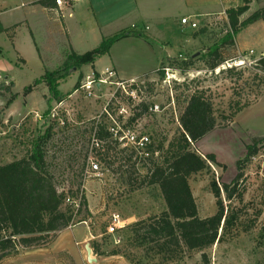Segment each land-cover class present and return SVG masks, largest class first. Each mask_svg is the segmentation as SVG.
<instances>
[{"label": "rangeland", "instance_id": "374dc122", "mask_svg": "<svg viewBox=\"0 0 264 264\" xmlns=\"http://www.w3.org/2000/svg\"><path fill=\"white\" fill-rule=\"evenodd\" d=\"M243 1H215V8L203 13L200 6L205 0H81L76 18L83 19L84 25L82 34L78 30L74 34L80 55L100 45L94 30L96 21L101 26L99 36L104 39L122 33L127 36L116 42L100 62L99 58L76 67L67 61L71 49L60 40L39 39L40 33L37 41L31 37L21 23L24 0H11L19 8L5 13L2 20L6 26H15L0 37V166L27 157L34 144L41 142L56 187L74 200H85V205L77 215L70 206L63 205V211L73 213V225L52 234L44 247L21 249L18 257L3 259L0 264H12V259L15 264H25L38 257L39 250H52L57 239L59 243L68 240L74 249L73 256L61 254L57 264H204L203 253L210 264H264V142L257 144L255 156L245 160L247 148L264 138V76L243 64L227 69L221 66L215 71L207 65L210 51L227 36H233L226 9L242 6ZM5 5L0 2V11ZM255 13H264V0H253L241 23ZM262 16L243 24L235 45L222 49L227 62L240 57L243 61L250 59V46L246 48L244 37H248L246 42L256 43V56L264 50ZM183 18H189L197 27L182 25ZM251 29L256 32L255 40ZM16 32L22 54L13 45ZM183 62L191 65L185 74ZM107 68L127 80L137 77L144 83L143 95L131 107L128 118L120 121L135 133L149 136L155 150L160 144L167 148L179 137V118L187 101L195 91H205L213 104L217 126L193 144L192 150L203 158L214 155L217 164L209 163L208 171L193 175L190 185L200 218L218 212L212 182L221 188L225 213L234 222L220 243L204 252L177 250L171 258L160 254L153 243L140 246L134 240L132 227L161 215L166 204L159 187L149 185L145 178L151 165L147 156L131 146L114 143L112 138L96 140L95 127L112 123L106 110L118 119V110L132 106L126 99L110 100L113 91L107 87L94 89L92 96L76 93L77 84L80 87L87 83L89 77L98 80ZM165 69L176 80L168 83ZM230 69H234L232 73ZM51 73L56 74V92L43 78ZM244 105L247 107L232 118L234 111ZM90 157L99 159L101 176L90 171ZM225 184L236 188L231 201L222 189ZM113 215L127 222L125 228L109 235ZM88 244L96 262L88 261Z\"/></svg>", "mask_w": 264, "mask_h": 264}, {"label": "trees", "instance_id": "16d2710c", "mask_svg": "<svg viewBox=\"0 0 264 264\" xmlns=\"http://www.w3.org/2000/svg\"><path fill=\"white\" fill-rule=\"evenodd\" d=\"M243 2L242 6L232 7L226 11L233 36H227L208 54L207 65L211 71H215L227 62L222 56V49L235 45V36L241 31L243 24L245 26L251 24L264 15V13H255L241 23V17L249 11L253 0ZM37 4L50 9L56 8L54 0H41ZM1 33L8 34L9 30H4L0 24ZM126 36V33H122L113 38L103 39L98 48L83 55L71 50L67 61L72 62L76 67L95 63L96 60L107 55L116 42ZM259 65L264 72V58ZM190 66L189 63L183 62L182 73L185 74ZM233 70L230 69L228 72L232 73ZM55 75L51 73L43 77L47 79L53 92H56ZM76 87L78 88L79 84ZM246 107L247 105H244L234 111L232 118ZM49 115L50 110L45 113L46 121ZM217 120L213 104L206 97L205 91L197 90L190 96L180 115L179 137L170 142L167 148L163 144H160L156 150L152 146L149 147L151 155L147 160L151 165L145 178L149 185L159 187L166 210L161 215L149 221H140L132 227L134 240L140 242V246L153 243L160 254L169 257L177 250L188 253L204 252L216 243H220L232 226L234 218L225 213L222 190L215 181L212 182V191L217 200L218 212L208 218H200L190 185V178L193 175L208 171L209 163L217 164L214 155L203 158L192 150L193 144L200 142L214 131ZM95 130L97 140L106 141L111 138L107 126L103 123L97 125ZM259 142H264V138L255 140L254 144L247 148L246 161L257 154L256 147ZM156 154L160 155L155 158ZM240 176L239 174L238 178ZM222 189L227 200L231 201L236 193L235 186L225 184ZM65 198L66 194L57 190L41 142L34 144L27 157L0 166V263L3 259L18 255L21 249L44 247L49 243L52 234L73 225V213L62 210ZM82 205H85V200ZM142 231L143 235H141ZM262 231L264 235V227ZM202 260L204 264H210L205 253L202 255Z\"/></svg>", "mask_w": 264, "mask_h": 264}, {"label": "built area", "instance_id": "2783aa9c", "mask_svg": "<svg viewBox=\"0 0 264 264\" xmlns=\"http://www.w3.org/2000/svg\"><path fill=\"white\" fill-rule=\"evenodd\" d=\"M77 1L78 0H54L56 7L55 13L59 14L61 17H64V11H69V16H72V10ZM181 24L185 26L188 25L191 28L197 27V24L192 22L189 18H183ZM248 54L250 59L245 58V60L243 61L240 57V59L235 60L233 62L228 61L224 63V65H222V68L227 69L233 68L234 66L241 67V64H243L252 68L256 72V75L264 76V72L259 68V63L264 58V52L260 53L259 56H256L255 51L250 50ZM165 72V79L168 83H171V80H176L173 79V75L171 76L169 69H165ZM143 86L144 83L141 82L139 78H131L128 80L121 79L114 69L107 68L101 73V77L98 80H96L95 78L91 79V77H89V81L87 83H83L80 87H78L76 89V93L82 91L86 93L87 96H92V92L94 89L101 90L102 87H107L106 89L108 91H113L110 95V100L118 101L119 99H126L127 103H131L132 106L130 105V108L122 107L120 110H118V119H114L110 112L106 110L105 112L111 119L112 123L110 126H107L106 124L104 125L107 126L109 134L111 135V138L114 143L124 144L125 146H131L135 148L137 152L144 154L147 157H150L151 153L149 151V147L151 145V138L147 135H140L138 133H135L132 129H130L131 127H129V125L122 126L120 121L121 119L124 120L128 118L129 113L131 111V107L133 108L134 103L137 102V100H139L140 97L143 95ZM111 87H113V89ZM98 141L96 143L97 147L99 146ZM88 165L92 173H95L97 177L101 176V167L99 159L90 157ZM57 190L60 193L66 194L64 205L70 206L74 215H77L83 206L81 200L72 199V197H69L64 189L57 188ZM126 222L127 221L121 220L119 215H113L112 223L108 227L107 233L109 235L116 234L119 230L126 227Z\"/></svg>", "mask_w": 264, "mask_h": 264}, {"label": "crops", "instance_id": "0c3cea01", "mask_svg": "<svg viewBox=\"0 0 264 264\" xmlns=\"http://www.w3.org/2000/svg\"><path fill=\"white\" fill-rule=\"evenodd\" d=\"M39 1H41V0H24V2L21 4V6L25 8L24 14H23V19H22L21 23H23L27 27L29 33L31 34V37H33L37 41L36 35L38 33H40L39 39H40V36H42L43 39H47L48 41H53L54 38H56V39L60 40V42H63V45L66 48H68V49L70 48L71 50H73L74 52H76L77 54L80 55V53L75 48L74 34L78 33L77 30L82 34L81 29L83 28L82 26L84 25L83 19H77L76 18V16H77L76 14L79 13L78 4L80 3L81 0H78L75 3L73 10H72V16H69V14H70L69 11H64V17H61V19H60V17H58L57 13H55V11H56L55 9H50L49 7L46 8V7H43L41 5H38L37 3ZM215 1H219V0H205V2L200 6V12L203 11V13H205V12H208L209 10H213L215 8V5H214ZM0 2L6 4L4 7L1 8L2 10L0 11V24L4 30H9V29L13 28L15 25L13 24L11 26H6L3 23L2 17L5 13L12 11L14 9H18L19 6L12 5L11 0H0ZM23 5H25V6H23ZM230 8H232V7H230ZM228 9H226V11ZM17 25H20V23ZM95 26L97 27L94 29L97 32V36H98L97 41H99L101 44V42L104 39L103 35L99 36V31H101L100 30L101 26L99 25V23L97 21L95 22ZM249 27H251V26H249ZM248 30H249V28L246 29V31H248ZM3 34L4 33H1L0 37ZM255 34H256L255 30L253 31V29H251L252 40H255L254 39L255 38L254 36H256ZM244 38H245L246 48H247V46H250V48H248V51H250V50L257 51L255 48L256 43L255 42H251V43L246 42V40L248 41V39H247L248 37H244ZM18 39L19 38H18V35L16 32V34L14 35V38H13V41H14L13 45H14L15 49L19 53H21L19 46H18ZM53 44H54V42H53ZM113 46H112V48H113ZM237 46L239 48V44ZM62 49H65V48L63 47ZM111 49H110V52H111ZM263 52H264V50H261L260 53H263ZM0 56H1V54H0ZM105 56H103V57H105ZM103 57H101V58H103ZM101 58L98 60V62H100ZM170 58H172V55L166 57L165 60H168ZM165 60L163 59L160 62V65L163 64ZM96 64H97V62H96ZM118 75L122 79H126V78H123L119 73H118ZM131 78H133V77H131ZM131 78H128V79H131ZM135 78H137V77H135ZM58 241L59 240L57 239L56 242L53 243V246L51 247L52 250H48V249L39 250L41 252L36 253V254H39V255H37L38 257L34 258L32 256L33 258H31L29 260V262H26L25 264H57L56 263L57 259L62 256L61 254L73 256V250H74L73 245H71V243L69 244L68 240H62L60 243ZM85 248H86V246H85ZM42 251H44V252H42ZM40 254L44 255L45 257L41 258ZM47 254H48V256H47ZM18 255H16V256L18 257ZM7 259H11V257L7 258ZM10 262H12V264H15V261H13V259Z\"/></svg>", "mask_w": 264, "mask_h": 264}, {"label": "water", "instance_id": "95a60500", "mask_svg": "<svg viewBox=\"0 0 264 264\" xmlns=\"http://www.w3.org/2000/svg\"><path fill=\"white\" fill-rule=\"evenodd\" d=\"M85 249H86L87 258H88L89 263L96 262V260L92 258V248L90 247L89 244L86 245Z\"/></svg>", "mask_w": 264, "mask_h": 264}]
</instances>
